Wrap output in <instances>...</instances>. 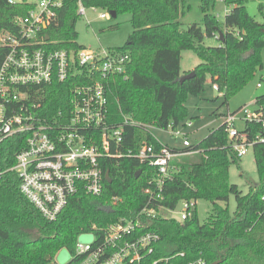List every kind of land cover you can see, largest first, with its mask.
I'll return each instance as SVG.
<instances>
[{
	"label": "trees",
	"instance_id": "1",
	"mask_svg": "<svg viewBox=\"0 0 264 264\" xmlns=\"http://www.w3.org/2000/svg\"><path fill=\"white\" fill-rule=\"evenodd\" d=\"M36 1L0 0V37L17 34L16 19L26 17ZM203 2L201 23L184 29L181 20L190 10L186 0H63L56 24L44 32L49 36L50 50L78 51L83 48L77 43L75 30L80 4L115 12L116 18L130 16L133 31L125 45L110 48L130 56L126 77L116 76L108 83L109 123L123 126L124 152L136 153L144 143L159 149L161 145L149 127L165 131L170 125L180 126L188 115V96L202 95L208 81L212 88L217 87L224 106L263 68L264 23L248 14L249 0H225L229 12L222 26L208 11L216 0ZM207 39H215L217 45H207ZM185 51L193 52L200 64L192 78L180 83V77L189 74L181 72ZM7 54L8 49L0 44V68ZM67 86L55 81L43 88L33 87L31 92H37L39 99H35L54 115L65 110ZM254 105L260 122L247 121L243 129L251 139L263 130L264 95L257 97ZM128 118L138 125L125 124ZM24 143V137H12L0 146V169L5 171L0 179V264H57L56 255L62 249L72 252L81 235L94 226L102 229L135 214L147 201L143 190L155 168L134 158L106 161L111 183L105 182L103 194L93 197L81 192L56 221H48L21 194L17 174L9 171ZM233 145L224 121L185 149L199 153L172 161L178 170L165 184L163 205L174 209L184 200H202L212 207L203 223L197 209L183 222L156 219L148 228L161 238L155 246L156 257H170L172 264L198 259L206 264H264V143L251 148L259 182L246 195L230 182V168L241 159ZM231 196L236 202L233 213L228 206Z\"/></svg>",
	"mask_w": 264,
	"mask_h": 264
},
{
	"label": "built area",
	"instance_id": "2",
	"mask_svg": "<svg viewBox=\"0 0 264 264\" xmlns=\"http://www.w3.org/2000/svg\"><path fill=\"white\" fill-rule=\"evenodd\" d=\"M62 7L63 0H38L26 17L16 19L17 34L4 33L0 37L1 46L8 49L0 68V146L12 137L25 140L9 171L17 174L21 194L45 219L56 221L77 194L84 192L93 197L103 194L106 161L134 158L155 168L143 190L147 196L145 205L105 228L94 226L83 234L92 236L91 242H81V235L68 264H172L170 257H156L155 246L161 238L148 228L159 217L174 219L169 214L178 207L181 211L175 220L183 222L192 216L196 200L181 201L170 209L163 205V190L178 170L172 161L199 151H185L193 145L189 134L173 125L165 131L181 139V147L159 141V149L148 143L142 144L136 153L121 149L124 129L122 125L109 123L108 83L116 76L126 77L130 56L85 47L78 51L50 50L47 46L50 39L46 40L44 32L56 24L57 11ZM90 10L97 13L99 9ZM86 12L87 8L80 4L78 14L86 16ZM98 17L106 20L111 14L101 11ZM55 81L69 84V101L65 110L50 115L47 106L36 100L38 93L31 91ZM237 120V114L224 118L228 136L234 140L233 148L243 157L255 144L264 143V121L262 132L251 139L244 130L235 127ZM247 121L260 122L255 114L248 116ZM125 124L138 125L129 118ZM184 127L190 129L193 124L187 122ZM4 173L0 169V179ZM96 232L101 234L97 236ZM189 264L206 262L198 259Z\"/></svg>",
	"mask_w": 264,
	"mask_h": 264
},
{
	"label": "rangeland",
	"instance_id": "3",
	"mask_svg": "<svg viewBox=\"0 0 264 264\" xmlns=\"http://www.w3.org/2000/svg\"><path fill=\"white\" fill-rule=\"evenodd\" d=\"M190 5V10L186 13L182 22L183 28L187 29L193 24H200L203 18L201 6L204 5L203 0H186ZM248 14L256 21L264 23V0H249L246 4ZM209 13L216 17L222 26L225 22V16L229 11V7L225 2L216 0L211 3L208 9ZM97 13L87 9L86 16H80L75 30L77 32V43L87 49L99 51L101 49H110L123 47L132 33L133 28L130 23L129 15H121L118 18H109L100 20ZM207 45L216 46L215 39H207ZM263 68L256 74L237 95L232 97L227 105L222 106L223 99L220 94L212 88L210 81L206 86L205 92L198 96H188L185 106L187 109V117L184 124L192 122L193 127L185 129L182 123L179 130L189 134V140L192 144L199 143L212 130L217 129L224 122V116L236 113L239 120L236 121L235 127L242 131L245 121L254 114L256 107L254 101L257 97L264 95V49L262 50ZM200 64L198 57L191 51L182 53L181 72L187 74L194 71L195 67ZM260 86V87H259ZM246 109L247 112L244 110ZM240 118H242L240 120ZM151 132L158 141L171 147H181L182 140L173 137L170 133L151 128ZM230 182L237 185L238 188L246 195L250 189L258 184L259 179L256 172V164L254 154L251 149L247 155L241 157L238 164H234L230 168ZM230 212L233 213L236 208L235 198L230 197L228 203ZM212 205L209 202L199 200L196 204L197 215L200 222H204L211 211ZM181 208L178 207L173 214H169L177 219ZM81 242H91L92 236L83 235L79 239ZM72 259V252L68 249H62L55 257L57 264H68Z\"/></svg>",
	"mask_w": 264,
	"mask_h": 264
},
{
	"label": "water",
	"instance_id": "4",
	"mask_svg": "<svg viewBox=\"0 0 264 264\" xmlns=\"http://www.w3.org/2000/svg\"><path fill=\"white\" fill-rule=\"evenodd\" d=\"M110 14H111V17L112 18H116L117 17V15H116L115 12H111ZM220 39H221V41H223V35H222V33H220ZM46 40H49V36L46 37ZM194 75H195V72H191V73H189L187 75H183L182 77H180L179 82L180 83H183L186 80H189L190 78H192ZM140 174H141L140 172L137 173V178L140 176ZM106 181L108 183H111V178H110L109 172L106 173ZM214 264H219V262H216Z\"/></svg>",
	"mask_w": 264,
	"mask_h": 264
},
{
	"label": "crops",
	"instance_id": "5",
	"mask_svg": "<svg viewBox=\"0 0 264 264\" xmlns=\"http://www.w3.org/2000/svg\"><path fill=\"white\" fill-rule=\"evenodd\" d=\"M182 75H183V73H182Z\"/></svg>",
	"mask_w": 264,
	"mask_h": 264
}]
</instances>
